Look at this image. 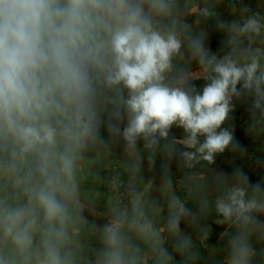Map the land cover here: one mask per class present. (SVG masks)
Returning a JSON list of instances; mask_svg holds the SVG:
<instances>
[{"label": "clouds", "instance_id": "obj_1", "mask_svg": "<svg viewBox=\"0 0 264 264\" xmlns=\"http://www.w3.org/2000/svg\"><path fill=\"white\" fill-rule=\"evenodd\" d=\"M171 4L0 0V264H176L174 253L191 254V237L180 222L195 223L198 213L175 194L166 221L171 251L138 195L130 212L119 211L100 227L99 247L90 256L78 234L87 217L79 202L77 159L99 139L105 111L109 131L129 147L141 139L153 147L173 126L182 128L180 156L190 167L199 160L214 163L234 147L233 132L222 127L234 96L254 93L253 108L264 107L258 51L241 64L210 54L195 39L194 54L210 70L202 91L165 82L182 44L175 31L154 25L152 13L167 15ZM231 28L244 35L259 33L261 24L253 16ZM235 175L238 183L214 202L217 223L235 229L227 264H252V237L264 234L258 219L264 185H250L239 169ZM207 204L203 200L201 210ZM202 232L206 237L207 229Z\"/></svg>", "mask_w": 264, "mask_h": 264}, {"label": "crops", "instance_id": "obj_2", "mask_svg": "<svg viewBox=\"0 0 264 264\" xmlns=\"http://www.w3.org/2000/svg\"><path fill=\"white\" fill-rule=\"evenodd\" d=\"M230 1L232 0L218 1L219 13L213 19V24L203 20L194 0H172L169 14L152 13L154 25L159 30L180 31L182 34L180 53L173 59L175 86L194 85L198 91H202L208 82L206 78L210 70L205 71L199 64L191 47V42L195 39H202L204 47L210 54L218 58L231 56L241 64L248 62L246 56L258 51L260 68L264 71V34L259 32L241 35L231 28L233 22L241 24L240 16L246 12L256 14L264 25V0H242V5L236 8L230 6ZM145 11H150L147 5ZM254 98L255 94L251 92L234 96L232 100L234 108L222 127L233 132L234 143L240 135L246 136L245 140L248 142L252 137L253 143L249 144V147L257 145L260 150L258 153L264 154V107L254 109ZM111 106L109 104L108 108ZM108 119V112L105 111L98 129L99 139L86 147V153L80 152L77 159L79 202L83 215L87 217L84 225L92 223V230L99 231L100 227L109 223L116 214L114 204L107 195L108 191L103 189L99 182L96 183L95 178H101L103 175L101 171L106 165H118L119 174L130 187L132 198L134 195L139 196L143 208L148 209L151 219L164 232L167 242L174 240L167 235L166 229L169 197L172 194L178 196L185 207L198 213L195 223L188 222V234L184 233L191 237L193 243L191 254L182 257L174 253L176 264H227L230 240L235 229L230 224L217 223L221 217L215 211L214 202L228 187L238 183L235 175L238 169L247 176L250 185L257 183L264 185V168L259 166L262 170L255 173L246 163L234 162L230 158L234 147L218 154L214 163L199 160L189 167L180 156V152L185 150L183 145L178 143L185 136L182 128L173 126L169 137L161 139L153 147H147L142 139L135 146L129 147L122 136L109 131ZM119 123L122 128L126 120ZM179 181L186 189L179 190L182 186L179 187ZM8 191L4 190L5 194ZM183 192H188V195H185L187 198ZM249 194L251 195L250 187ZM203 200H207L208 204L201 210ZM258 219L264 222V214H260ZM181 224L184 225L183 219ZM205 228L206 237L202 232ZM197 232L202 233L208 241L207 244L201 246L197 243L195 240ZM78 234L85 247L79 229ZM251 242L256 249L252 264H264V234L255 233ZM169 250H172L171 245ZM85 251L91 255L89 250Z\"/></svg>", "mask_w": 264, "mask_h": 264}, {"label": "built area", "instance_id": "obj_3", "mask_svg": "<svg viewBox=\"0 0 264 264\" xmlns=\"http://www.w3.org/2000/svg\"><path fill=\"white\" fill-rule=\"evenodd\" d=\"M242 3V0H234L231 4L233 8L239 7ZM254 15L252 14H243L240 16V23L241 25L249 18L253 17ZM255 17V16H254ZM256 18V17H255ZM261 24V23H260ZM260 32L264 34V26L261 25ZM178 38L181 40L182 34L180 31L176 32ZM173 63V62H172ZM173 70V68H172ZM172 70L167 74L166 78V83H168L171 86H174L173 84V75H172ZM238 151L242 152V156L247 158L248 160L255 162L256 164L259 163V159L255 157L253 153H251L249 150L246 149L245 145L241 142L238 143ZM86 147L83 149L85 152ZM236 152L235 153V158H238L240 156V153ZM261 162V161H260ZM103 169L106 171V185L108 188V193L111 198V200L114 203V208L119 212L122 210H127L131 211V199L129 197V191L126 186V183L121 177L118 175V165H106L103 167ZM148 215V211H145ZM188 228V222L184 220V225L180 226V230H186ZM195 240L197 241L198 244L200 245H205L207 242L206 240L201 237L197 236L195 237Z\"/></svg>", "mask_w": 264, "mask_h": 264}, {"label": "trees", "instance_id": "obj_4", "mask_svg": "<svg viewBox=\"0 0 264 264\" xmlns=\"http://www.w3.org/2000/svg\"><path fill=\"white\" fill-rule=\"evenodd\" d=\"M194 1H195V7L199 10V12L203 16V20L206 21L207 23L208 22H212V24H213V19H215L217 17V14L219 13V11L217 9V5H218V1L219 0H194ZM233 1L234 0L230 1V6L232 5L231 3ZM241 5H242V3L240 5H238V6L240 7ZM205 9H207L208 15H204L203 14V11ZM245 14H252L258 19L257 15L252 13V12H246ZM259 22L261 23L262 26H264L262 21L259 20ZM216 26H218V23H216ZM216 26H214L215 27L214 30L216 29ZM172 75H173V70H172ZM173 84H174V75H173ZM238 119L239 118H236V120H238ZM238 138H236V141L240 142V140ZM258 154H261V153H258ZM261 156H263V155L261 154ZM257 167H259V166L257 165ZM101 172H102L101 174H103V175H101L100 179L99 178H95V181H96V183L99 182L98 184L101 185L103 189H106L108 191V188H107V185H106V175H107V173H106V171L104 169H102ZM107 195L110 198L109 193H107ZM117 212L118 211L116 210V213ZM148 216L151 218L150 214ZM183 222H184V220H183ZM91 225H92V223H89L87 225H83L82 228H79V231H80L82 237L84 238V242H85V247L84 248L89 250L90 252H91V250L93 248L99 247V239H98L99 231H93L92 228H91ZM181 225H183V224H181ZM195 235L196 236H201V237H203L206 240V238L202 235L201 232H197ZM206 242L208 243L207 240H206ZM172 244H173V242H171V241L167 242V246H169V248H170V245L172 246Z\"/></svg>", "mask_w": 264, "mask_h": 264}, {"label": "rangeland", "instance_id": "obj_5", "mask_svg": "<svg viewBox=\"0 0 264 264\" xmlns=\"http://www.w3.org/2000/svg\"><path fill=\"white\" fill-rule=\"evenodd\" d=\"M246 136H244V135H240L239 136V140H240V142L241 143H243L244 145H245V147H246V149L247 150H249L251 153H253L254 155H255V157L256 158H258L259 159V163H255V162H252V161H250V160H248L247 158H245L244 156H242V152H239L238 151V143L239 142H237V141H235V143H234V150H233V152H232V154H231V159L234 161V162H238V163H241V162H244V163H246L249 167L248 168H250V169H253V171L255 172V173H258L260 170H262V169H260V167H257V165L258 166H261V168H264V154H262L263 156H261V154H258V151H260L259 150V148H258V146L257 145H255L254 147L252 146L251 148L249 147V144L250 145H252V143H253V138L252 137H250V141L248 142V140L246 141L245 139H247V138H245ZM260 146V145H259ZM82 152V154L83 153H86V149H85V152L82 150L81 151ZM236 152H239L240 153V156L238 157V158H235V153ZM261 161V162H260ZM263 166V167H262ZM118 175H119V177H121V179H123L124 181H125V179L122 177V176H120V167L118 166ZM254 181V180H253ZM126 183V182H125ZM179 187H180V191L182 190V189H186L185 188V186L183 185V183L181 182V181H179ZM126 186H127V188H128V191H129V197H130V199H131V201H132V193L130 192V187L127 185V183H126ZM183 194H184V196L185 195H188V192L186 193V192H183ZM185 198H187L186 196H185ZM144 211H148V209L147 208H144ZM148 213H149V211H148ZM189 224V223H188ZM182 233H185L186 232V234H188V232H187V229L186 230H182L181 231ZM202 246V245H201ZM182 264V263H181Z\"/></svg>", "mask_w": 264, "mask_h": 264}]
</instances>
